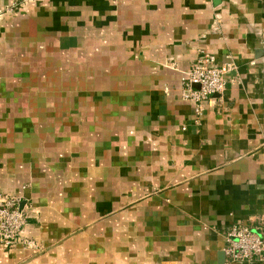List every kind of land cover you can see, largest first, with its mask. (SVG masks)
Listing matches in <instances>:
<instances>
[{
  "label": "crops",
  "instance_id": "crops-1",
  "mask_svg": "<svg viewBox=\"0 0 264 264\" xmlns=\"http://www.w3.org/2000/svg\"><path fill=\"white\" fill-rule=\"evenodd\" d=\"M202 53L235 70L197 122ZM0 193L42 246L0 264H249L222 256L264 232V0H0Z\"/></svg>",
  "mask_w": 264,
  "mask_h": 264
},
{
  "label": "built area",
  "instance_id": "built-area-1",
  "mask_svg": "<svg viewBox=\"0 0 264 264\" xmlns=\"http://www.w3.org/2000/svg\"><path fill=\"white\" fill-rule=\"evenodd\" d=\"M42 1L23 0V4ZM233 70L235 67L232 63L218 64L216 57L202 53L185 72L182 98L194 104L197 122L208 103L217 95H223L227 87V75ZM22 201L20 195L0 193V248L10 250L22 245L25 249L40 251L42 246L38 241L23 236L28 216ZM224 252L231 262L264 264L263 229L253 228L246 223L233 225L226 236Z\"/></svg>",
  "mask_w": 264,
  "mask_h": 264
},
{
  "label": "water",
  "instance_id": "water-1",
  "mask_svg": "<svg viewBox=\"0 0 264 264\" xmlns=\"http://www.w3.org/2000/svg\"><path fill=\"white\" fill-rule=\"evenodd\" d=\"M214 1V3H215V5H218L219 3H220V0H213ZM46 2V0H43L42 2H40L41 4H43V3H45ZM31 5H34V4H32L31 3ZM30 7V6H29ZM222 95H217L216 97L217 98H219V97H221ZM223 258H224V260H226V255H225V252L223 253V256H222ZM249 264H256V263H249Z\"/></svg>",
  "mask_w": 264,
  "mask_h": 264
},
{
  "label": "rangeland",
  "instance_id": "rangeland-1",
  "mask_svg": "<svg viewBox=\"0 0 264 264\" xmlns=\"http://www.w3.org/2000/svg\"><path fill=\"white\" fill-rule=\"evenodd\" d=\"M29 3H32V4H39V3H37V2H29Z\"/></svg>",
  "mask_w": 264,
  "mask_h": 264
}]
</instances>
